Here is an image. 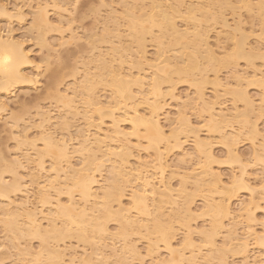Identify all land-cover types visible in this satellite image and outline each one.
<instances>
[{
    "label": "bare ground",
    "instance_id": "6f19581e",
    "mask_svg": "<svg viewBox=\"0 0 264 264\" xmlns=\"http://www.w3.org/2000/svg\"><path fill=\"white\" fill-rule=\"evenodd\" d=\"M56 1L53 0L52 2L55 6H59L56 5ZM99 1L102 3L103 0ZM131 1V3L129 0L122 1L123 5H120V7H122L121 12H118V10L116 11L115 7L113 8L112 5L111 7H107L109 9L105 11V17L103 16L104 23L106 21L107 25L104 26L102 22L101 35L99 36L98 34V36H95L96 33L93 34V32L92 34L89 33L90 36H87V38L89 37L88 47L90 48L89 53L91 51V55L86 62L82 63L81 79L73 82L72 86L64 89L62 93H54V99L58 102V105H56V108L53 110L55 116H51V114H53L50 113L51 111L38 113V128L41 129L39 131L41 134L39 140L42 142V148L39 147L38 149L35 145V141H33L28 143L29 149H24L23 154V150L21 151L17 146L21 152L20 157L22 156L21 158L23 159L14 157L13 160L6 163L3 158V166L2 163L0 165V196L3 197L6 202L3 204V207L0 206V224L5 231L13 235V239L10 238L11 241H9V243L16 248L17 256L13 258L14 261L17 259L18 264H36L37 262H39L38 264H42L41 261L43 260L41 259H44V257L45 261H51V259H53L52 262L54 264H104L109 258L103 254L102 249L106 251V249H108L107 247H109L110 250H108V252L110 253L111 251L112 256L121 259H118L119 263H115L122 264L124 259L126 261L127 255L130 253L136 255L137 253L134 245H132L129 240L130 235L134 233L140 234L142 238L148 241L149 246L147 247V251L150 253L149 255H151V253H157L156 251H158L159 243L163 245L168 258L164 260L163 257L162 259L158 258V260L154 259L156 261L154 262L155 264H196L201 255L203 264H210L211 261L214 263L213 258L218 259L217 264H225L223 257L226 255V252L231 249L233 244L239 246L238 250L240 252H247L251 241L253 242L252 244L256 246H264V233L257 234L253 227L247 225L240 235L237 233L236 224L238 223L234 220L236 223L232 221L231 224L229 223L230 225L228 224V235H226L227 237L224 236L226 238H223L224 244L222 243V246L225 245L227 247L226 249L223 248V251L225 249V255L221 250L222 247L218 248V246L217 250L220 249V252L217 250H209L206 256L200 253L201 246L203 248L205 245L198 246L200 244L199 240L197 245L194 243L195 241L193 242L195 229L193 230L191 227H188L187 221L189 220L185 221L182 219L187 217H182V215H187V212V214L182 213L185 210L189 211V203L190 199H192L189 192L185 191L186 188H184L189 174L193 177L192 180L194 181L191 185L195 188L193 189L196 193V190L205 188L207 193L210 192L211 196L216 192H218V194L220 192V195L222 194L221 199L218 197L217 201L216 199L215 201L214 199L212 200L214 196H212V198H210V196L207 198L203 195L206 202L204 203L205 209L207 210L206 213H208L204 214L208 217L210 216L211 228H209V230H200V232L198 230V234L201 235L199 236L201 240L203 239V243L210 247L209 249H214V237L216 236L215 234H217L216 231L222 227L221 221L223 218L229 217L232 220L235 219L234 217L237 218L240 215L242 216V214L247 216L251 214V208L248 205L244 207L242 205L240 209L242 210L241 213L235 216L229 203V200L234 195V190L225 187L222 183L221 173L215 172L212 170L213 168H209L211 166L210 163L213 161L211 141L209 142L206 139L202 140L198 135L199 131L195 126H192L190 119L186 117L185 110H182V106L183 108L186 106L187 100H183L184 102L180 100V107L177 108L176 113H174L176 117L173 116L175 118L168 117L169 113L168 115L166 113L165 117L162 113L163 105L161 104V101H164L163 97L165 95L162 89L163 85L171 86V91L169 90L170 86L169 88L166 87L172 98L174 94L172 95L171 92H174L173 88L176 86L173 85H175V82L177 84L178 82L191 81L192 86L196 88L194 91L196 100L192 103L195 101L199 102L201 111L205 112L207 115L205 117V122H203L207 126V133L210 131L208 136L211 133L220 135L221 143L223 145L225 144V147L229 151L230 160L239 164L241 163L240 172L235 176V179L233 178L232 184H237L239 188L248 189L251 194L255 192V188L251 187L248 183L249 178L246 176L244 171L245 168L242 165L240 157L234 152L233 145L237 135L244 128L247 130L249 129L248 132L250 135L255 136L260 133V136L263 135V138H261L264 139V128L260 131L255 123L256 121L254 122V119L250 121V114L253 113L256 108L264 113V71L262 70V72L261 69L253 68L252 75H250L251 72H249L251 76L250 79L254 81L253 83L255 85L258 83L259 88L261 87L260 91H262V93L259 92L261 95L259 94L260 96L257 98V100L259 99L257 107L254 104L255 99L251 94L249 95V93L246 92V88L239 87L242 85V82H245V84L248 82L247 85L249 83L250 85L252 84L246 70H243L245 71L243 72L241 71L242 68L240 70L239 68L232 69L233 71L230 73L231 76L230 78L228 77L231 81L226 79V77L224 78L225 80L222 79V81L217 73L219 72L218 64L228 63L229 66V63L233 62L234 58H241L246 64H249V67L252 66V62L255 59H261L263 62L264 52H258V47L254 49V47L249 48L247 46L246 37L248 36L242 33L241 16L238 12L240 9H243V11L245 10L248 14L252 15V13H254V17L256 16V20L260 26L258 41L264 43V0H189V2L186 1V5H184V0ZM144 2L148 3L145 9L143 7L147 5V3L144 5ZM48 5V2L41 6L38 5L39 7L37 6V10L32 15L31 26L28 25L30 33L32 30L34 34L35 31L36 35H34L37 43L44 47L47 44L44 40V35L46 36L47 31L52 25L47 12ZM100 7L101 6H99L98 9ZM103 8H105V6ZM226 9H229L231 14L236 16H233L236 19H233L232 25L224 15V10ZM21 10L20 7V11ZM4 11L11 13L9 12L11 10L8 11L0 0V12ZM16 11L17 17L19 19L22 18L23 15H21L19 7ZM12 16L13 15H0V18L5 17L10 19ZM120 17L123 19V22L121 19L116 21ZM177 20L183 21V28H180L181 26L177 24ZM119 21H121V24L123 23L122 26L125 27V30H123L125 32H123L124 34H122V30L119 28L121 26ZM216 23L224 29V37L231 40L234 47V51L232 50L230 55L228 53H226L227 55L225 54L227 59H224V55V57L217 56L219 55V50L215 48L214 50L208 42L209 31H211L210 26ZM109 24H111L110 29ZM10 29L11 28L7 31L6 37L4 34L1 35L2 31L0 29V91L5 94L10 93L13 86H17L20 83H32L31 80L38 79L37 76L39 74L37 68L34 69L35 71L31 70L32 72L23 70V66L26 67L32 60L29 61L30 56L28 52L23 49L22 43L17 40L14 41L10 33L8 34V32L12 31V29ZM220 30L222 29L220 28ZM75 36L76 35H74V37ZM215 36L218 38L220 37L218 31ZM79 37L80 36H78V38ZM146 37H149L156 46L155 56H152L153 58L151 57V60L146 56ZM73 38H71V40ZM124 38H126V40H124ZM63 41L65 43L59 42L60 45L63 43L66 44L67 40ZM77 41L78 39H76V43ZM100 43H103L101 45L105 44L103 49L99 46ZM104 47L106 48L104 49ZM221 53L223 52L220 51V54ZM144 64L146 66L149 65V75H146L147 73H142L145 72ZM226 64L225 67H228ZM124 65L127 66L126 69ZM221 66L224 67L223 65ZM133 69H136V71L134 70L133 72ZM207 72L210 74L212 72L211 76L213 77L211 78V76H208L209 73L207 74ZM76 74H78L77 71ZM252 76L256 78L254 79ZM209 77L210 79H208ZM35 82H37V80H35ZM207 82L210 83L209 85L212 84L211 86L213 87L211 93L213 98L211 100H207V97H204V90L202 91L201 87ZM193 83L196 85H193ZM99 84L100 86L104 84V86L107 85V87H109V92L111 91V98H108L109 100L105 101V98L102 97H100L102 98L100 99L98 94H96ZM219 90H221L219 92L220 94L222 92L221 95L218 93ZM223 95L232 98L234 102H241L243 108L238 109L236 106L237 102L234 103L233 101H231V107L228 109L222 106V103H218L217 100L221 98V102H223ZM226 96L224 97L225 100L227 98ZM174 98L178 100V97L175 96ZM191 98H193V96ZM188 100H190V98ZM140 105L146 107L145 113L139 111ZM215 105H218V110L214 109ZM0 106L4 107V100L0 101ZM185 109H187V107ZM79 115L81 116L83 124L77 127L76 130L74 129V136H72L73 133L70 136L69 129L72 124L69 123V119L71 122V119ZM161 115L168 121V128H166V126L164 128L165 124H161ZM106 118L109 122V127L106 126L107 128L105 130L102 126L105 125L103 119ZM200 119L203 120V118ZM11 121H14L13 118ZM55 123L57 127L59 126V132L58 130L52 129V131L51 128L49 129V126ZM124 123L130 125L129 128L131 131H129V128L128 132L124 129ZM234 123L237 124L238 128H235V125L233 126ZM166 129L168 132H166ZM24 130H22L23 133H21V140L19 138L20 136H18L19 141L16 140V143L19 142L20 144H18L20 146L21 143L23 144L27 139L25 136L26 131ZM66 133L68 135H66ZM188 133H190L189 136L191 135L190 142L192 144V151L190 153L184 151L182 155L183 157L192 158L191 154H194V158L197 159V161H195L196 165L195 162L193 163L194 167L191 165L192 163L190 166H186L189 172L184 173L182 176L179 175V177L181 176L180 180L182 178V180L179 181L180 187L185 189L184 193L187 192L186 196H184L185 194L182 195L183 192L180 189L179 191L176 189L177 192L175 191L176 194H174V188H171L169 185L170 183H165L164 181L166 179L163 181V177L166 175L164 173L165 170L163 172L161 168L162 166L165 167V164L162 162L164 154H168L173 150L180 151L184 142L181 141V136H188ZM130 137L135 139V143H132V138L130 139ZM133 144L135 145L132 146V149L137 145L138 151L140 147V149L144 147V152L147 149L153 151L150 153L154 156L151 160V165L147 160L137 161V165H133V167L128 165V158L131 156L130 148ZM256 149L252 151V153L254 152L253 158H256L255 160L258 161L260 160V162L263 160L264 163V149L260 153H258ZM148 150L146 152H148ZM74 156L79 158V163L76 161L77 164H79L77 168L75 165L76 162L74 164L71 163V159ZM44 157L48 159V161H46L48 162L47 167L43 160ZM191 158L189 160H191ZM202 158H204V160ZM184 160L185 159L182 161ZM23 162L26 165L32 164L35 169L44 170V172L46 170V173H52L47 175V177L45 175V179H43L41 183H35L37 184V195L39 203L41 204L40 206L43 207V211L45 204L51 205L48 214L47 212L45 213V211L43 212L42 208L39 209L36 206L37 203L33 208L29 205L27 190H23L24 185H22V183L24 181L18 173V169L24 167ZM105 164L108 165V171L106 170L107 175L102 173ZM208 164L210 165L209 167ZM153 169H156L157 172ZM7 172H10L9 174L12 175V181L10 180L11 182L8 183L6 180L4 181V177H2ZM192 177H190V179ZM206 180L207 182H205ZM33 181L35 180L33 179L32 182ZM259 184L264 190V179L262 180L261 178ZM126 190L129 192V200L127 206H124V204L122 205L121 203V198L125 196ZM23 191L26 192L27 197L25 196L22 199L20 196L21 199L18 201L12 199L13 197L11 198V195L14 196V194L22 193ZM199 192L200 191H198V193ZM202 192L204 191L202 190ZM61 193H63V195L65 193L66 203L63 202L61 198L59 199ZM207 193L206 195L208 196ZM52 195H55V197H52ZM181 197L182 201L179 199ZM52 198L54 199L52 200ZM253 200L254 198L251 196L249 203H252ZM114 203L116 207H114ZM162 203L164 205L169 204L167 206H171L172 210V213L169 211L171 215L168 216L167 213L168 218L166 222H164L165 224L162 220L167 216L164 214L165 210H162L164 206ZM238 210L236 212H238ZM163 215L164 217L161 218ZM179 216L182 217H180L183 222L182 224L181 221H172L177 220L175 217L178 218ZM42 220L45 224L42 223ZM109 221L117 223L114 233L108 231L107 223ZM174 222H177V224L179 223L182 227L186 222V233H184L182 238V241L183 239L185 241H183V248L181 247L182 244L180 246L181 248H175L172 242L173 237H175V232H173L175 231L173 229ZM222 228L225 229L224 226ZM32 238L38 241V248H35V251H33L34 248H31L32 245L30 244ZM21 239H29L30 242L26 241L29 243L25 245L22 241L21 243L23 246L19 247L15 244V240L18 242L17 240ZM65 239H69V241L75 239L77 243L91 246L89 248L93 249L91 253L94 256L90 255L91 253H89V256L85 253L86 250L84 252L83 249L81 254H79L76 249L71 247L73 244L71 246L69 244L67 247L63 245V249H61L62 247L58 248L59 246L57 244L61 242V244L64 242L66 245ZM66 241L68 244V240ZM118 243L120 245H117ZM228 248L230 249L228 250ZM133 249L136 250V252H134ZM212 251L219 252V255L216 253L218 256L214 253L217 258L212 254ZM133 254L132 256H134ZM7 257L9 256H6V258ZM46 258L48 259L46 260ZM117 259L116 261H118ZM252 259L250 260L252 261ZM0 260L2 261V259ZM93 260H96V263ZM202 262L200 261L201 264ZM143 263L145 264V262ZM125 264H127V262ZM243 264L249 263L245 261Z\"/></svg>",
    "mask_w": 264,
    "mask_h": 264
},
{
    "label": "rangeland",
    "instance_id": "374dc122",
    "mask_svg": "<svg viewBox=\"0 0 264 264\" xmlns=\"http://www.w3.org/2000/svg\"><path fill=\"white\" fill-rule=\"evenodd\" d=\"M52 1L53 0H47V1L46 0H1V3L6 6L8 11L11 10V11H9L11 13L14 11V9L17 10L18 7H19V11H20V7H21L22 10L20 11V13H21V15H23L22 18H20V19L17 17L16 14H15V16H12V18H10V19L5 18V17L4 18L1 17L0 18V29L2 31L1 35L4 34V36L5 35L7 36V31H9V28H11L12 31L8 32V34L10 33L12 38H14L13 39L14 41L17 40L18 42L22 43L23 49L25 51H27L28 55L30 56L29 61L32 60V62H30V64H27L26 67L23 66L24 67L23 70L26 72H28V71L32 72V71H35L34 69L37 68V70L39 72V74L37 76L38 79L31 80L32 83L31 82H29V83L25 82V84L20 83L17 86H13V88L11 89V92L13 91L12 93L10 92V93L5 94V93L0 91V101L4 100V107L0 106V155H1L0 156L1 157L0 165L2 163V166H3V158H4V161L6 163H9V161L13 160L14 157L21 158L22 156L20 157L21 152L19 149H21V151L23 150L22 151V154H23L24 149L25 150L29 149L28 143L35 141V145L37 146V148L38 149H39V147L42 148V146H41L42 142L39 140V138L41 136L39 131L41 129L38 128V121H39L40 112H50L51 111L50 113H53V114H51V116H55L53 110L56 108L55 106L58 105V102H56V100L54 99L55 98L54 95L58 92L62 93V91L64 89H66L69 86H72L73 82L77 81L78 79L79 80L81 79L82 63L86 62L89 59V56L91 55V51L89 53L90 48L88 47L89 46L88 45L89 37L87 38V36H90L89 33L92 34L93 32H94L93 34L96 33L95 36H98V34H99V36L101 35V33H102L101 28L103 26L102 22L104 23V17L106 15L105 11H107L109 9L107 7H111V5H112L113 8L115 7L116 11L118 10V12H121L122 7H120V5L121 6L123 5V3H122L123 0H103L102 3H100L99 0H78V1H76V0H57V1L54 0V1H56V5H59V6H55ZM129 1H130V3L132 2L131 0H129ZM163 1H166V0H163ZM184 1H185L184 5H186V1L189 2V0H184ZM195 1H197V0H195ZM47 2L49 5L47 6L48 8L47 7L46 8H47V12H48V17L51 20L50 22L52 25L50 28L51 30L49 29L46 33V36L44 35V38H45L44 40L47 43L44 47L43 45H39L37 43V40L35 39V35H36L35 31L33 30L35 35L33 34L32 30L30 33V29H28V27H29L28 25L31 26V20L33 17L32 15L37 10V6L38 5L41 6L42 4H47ZM52 3H53V6H52ZM146 3L147 2H144V5ZM99 6H101L99 8L100 10L98 9ZM104 6H105V8H103ZM146 6H148V3L144 7L142 5V7L144 9L147 8ZM183 6H182V8H183ZM228 10L229 9L224 10V15L226 16L229 23H231V25H232L233 21L236 19L234 17H236V16L231 14V11L229 10L230 11L229 12ZM98 11H99V13H98ZM240 11L238 12V14L240 13L239 15L241 16V30L245 36H248V37H246L247 38L246 44L248 43L247 46L249 48L254 47V49H255V47L257 49V47H258V49H259L258 52H261V53L264 52V43L258 41V36L260 34V26H259L258 21L256 20V16L254 17V13H252V15L248 14V12H246L245 10L243 11V9L242 10L240 9ZM22 12H23V14H22ZM16 13H17V11H16ZM100 13H101V15H100ZM97 14H99L100 17ZM119 19H121V17L118 18L116 21H118ZM121 20L123 22V19H121ZM29 22H30V24H29ZM119 22L121 24V21H119ZM182 22L180 20H177V24H179L181 26L180 27L178 25L180 28L184 27V24ZM108 23H111V22H108ZM9 25H10V27H9ZM105 25H107L106 21L104 23V26ZM122 25H123V23L121 24V26L119 28H121L120 30H122V34H124L125 32L123 30H125V27H123ZM110 26H111V24H109V29L111 28ZM219 26L220 25H218L217 23L213 24V25L211 24V26H210L211 31H209L210 33H209V39H208L209 45L211 44L213 49L215 48V49L219 50V55H217V56H223V55L225 56L226 53H228L230 55L232 53V50L234 51L233 44H232L231 40H228L224 37V34H225L223 31L224 29L221 26L220 27ZM220 28L222 30H220ZM217 31L220 35L219 38L217 37L218 35L215 36L217 34ZM74 35H76V36L74 37ZM78 36H80V37L78 38ZM71 38H73V39L71 40ZM76 39H78L77 43H76ZM63 40H67L66 44H64L65 42ZM124 40H126V38H124ZM146 40H147L145 43L146 56H147V58H149L151 60V57L155 56V51H156L155 47L156 46L154 45V42H152L150 40L149 37H146ZM59 42H64V43L62 45H60ZM101 44H103V43H100L99 46H101L103 49V46H105V44L104 45H101ZM105 48L106 47H104V49ZM220 51L223 53L220 54ZM217 53H218V51H217ZM223 57H219V58H223ZM224 59H227V57L225 56ZM252 63H253L252 66L249 67V64H246L244 60H241V58H239V59L234 58V61L230 62L229 66H228V63L227 64L226 63H222V64L220 63L224 67H222L221 65L218 64L219 72L217 73V75L221 77V80L226 77V79L231 81V79H229L231 76L230 73L235 68L236 69L239 68V70L242 68L241 71L246 70L247 75H249V72H251L250 75H252V69L253 68L261 69V71L262 70L264 71V60L262 62L261 59H255V60H253ZM225 64L228 67H225ZM126 65H124L125 67L123 66L125 69L127 68ZM143 66L145 67V69L143 68L145 72H142V73H145V74L147 73L146 75H149V72H150V68L148 67L149 65L146 66L144 64ZM216 68H218V67H216ZM79 70H80V72H79ZM134 70L136 71V69H133L132 71L134 72ZM76 71L78 74H76ZM209 72H207V74ZM216 72H217V70H216ZM243 72H245V71H243ZM211 75H212V72H211V74L210 73L208 74V76H211ZM250 75H249V79L251 78ZM212 77L213 76H211V78ZM253 78L255 79L256 77H253ZM208 79H210V77ZM35 80H37V82H35ZM250 80L252 81L251 85H250V83L247 85L248 82L246 84H245V82H242V85H240L239 87L244 88V89L246 88L245 89L246 92H248L249 95L251 94V96L255 99L254 104L257 107V104H259L258 103L259 99L257 100V98H259V96L262 93V91H260L261 87L259 88L258 83H257V85H255L253 83L254 81L252 79H250ZM181 81H183V80H181ZM256 81H257V79H256ZM187 82H182V83L178 82L177 84L175 82V85H173L176 87L173 88L174 92H171V93H172V95L174 94L173 95L174 97L175 96L178 97V100H176L174 97L171 98V96H170L171 94L167 89V87L169 88L170 85H163L162 86V89L164 91L163 93L165 94L163 97L164 101L162 100L163 98L161 99L162 100L161 104L163 105L162 113H163V115H165L166 113L168 115V113H169L168 117L172 118L173 116L176 115L174 113H176L177 108L180 107L181 101L184 102L183 100H185V101L187 100L186 106L184 108L182 106V110H185L184 112L186 114V117L188 119H190L192 126L193 127L195 126V128L199 131L198 135L200 136V138L202 140L206 139L209 142L211 141V153L213 156V158H212L213 161L210 163L211 166L208 164V167L210 166L209 167L210 169L213 168L212 170H214L215 172L221 173L220 176L222 178V183L225 185V187L232 188L234 190V195L229 200V203H230V207L233 209V212L235 213V216L237 214L241 213L242 210H240V209H241L242 205H243V207L248 205L251 208V214H249L247 216L245 214H242V216L240 215L237 218L234 217L235 219H232V220L229 217L223 218L221 221V224H222V227L224 226L225 229L220 227V229H222V230L219 229L220 231L219 230L216 231L217 234H215L216 236L214 237V244L216 247L214 246L213 247L214 249H209L210 247L206 246V244L203 243V241H202L203 239L201 240V238H200L201 235L198 234V230L200 232V230H209V228H211L210 227L211 223H210V219H209L210 216L208 217L206 215L208 213H206L207 210L205 209V205H204V203H206L204 200V197L206 196L207 198H209V196H210V198H212V196H214V198H212V200L214 199V201H215V199H216V201H217L218 197H220L219 199H221L222 194L220 195V192H219V194H218V192H216L215 194H212V196H211L210 192L207 193V190L205 188L202 189L204 192H202V190L199 189V190H196L197 191V193H196L194 191L195 188L191 185V184H193L192 182L194 180H192L193 177L190 176V174L188 176L189 179L187 178V180H186L187 182L184 185V188H186V190L182 189L180 187L179 181L182 180V178L180 180V177L184 173L189 172V171H187L188 169H186V166L187 165L190 166V164L192 163L191 165H193V167H194L193 163L195 161H197V159L194 158L195 157L194 154H191L193 159L191 157H183V155H182L184 151L188 152V153H190L192 151L191 150L192 144L190 142L191 141V135L189 136L190 133L187 134L188 136H185V135L181 136V141H184V142L182 145V149L180 151L179 150H173V151L169 152L168 154H164V158H163L162 162H163V164H165V167L162 166L161 169L163 170V172L165 170L164 173L166 176H164V173H163V176H164L163 181L166 179L164 182L170 183L169 185L171 186V188L172 187L174 188V192H173L174 194H176L175 193L176 189L178 191L180 189L183 192L182 195L185 194L184 196H186L187 192H189V194L192 197V199H190V203H189L190 208L188 207L189 211L183 210L184 212L182 213V214L188 213L187 215H184V216L182 215V217L187 216L186 217L187 219L179 216L178 217L179 220H178V218L175 217V219H177V220H172V221H178L179 222V221H181L180 217L182 219H184L185 221L189 220V221H187L188 222L187 225H189L188 227L189 228L191 227V229H193V230L195 229V232H196L195 233L193 231L194 232L193 242L195 241L194 243H196V245H197L198 240H199L200 244L198 246H201L203 244L205 245V246H203L204 249L201 246V250H200V253L203 254V256L204 255L206 256V254L209 252V250H214V251L217 250V246H218V248L222 247L221 250L224 254V251L227 247L225 245L222 246V243L224 244L223 238L227 237L226 236V235H228L227 230L229 228L228 224L229 223L231 224L232 221H234V220L237 221V223H238V224H236L237 230H238L237 233L240 235L243 232V230L247 227V225H250L251 227H253L255 232H257V234L264 233V190L262 189L263 187H261L259 184V180H261V178H262V180L264 179L263 178L264 177V172H263L264 171V163H263V160H262V162H260V160L259 161L255 160L256 158L255 159L253 158L254 152L252 153V151L255 150L256 148H257L256 150L258 153H260L264 149L263 148V146H264L263 140L264 139H262L263 135L260 136V133H258L259 135H255V136L250 135L248 132L249 129L247 130L246 128H244L237 135L235 143L233 145L234 152L240 157L242 165L245 168L244 171L246 173V176L249 178V181H248L249 185L251 187L255 188V192L253 194H251L248 189L239 188L237 186V184H232V180H234L235 176H237L240 172L241 163L239 164L237 162H233L230 160L229 151L225 147V144L223 145L221 143L220 135H218L217 133H213V134L211 133L208 136V133L210 131H208V133H207V126L204 123L205 117L207 115L205 112L201 111L199 102L195 101L194 103H192L194 100H196L195 92H194L196 90V88L194 86H192L191 81H187ZM104 84L103 85L101 84L102 86H100V84H99V86L97 88L98 91L96 89V91H97L96 94H98L99 98L100 97L105 98V101H106V100H109L111 98V96H110L111 91L109 92V89H108L109 87H107V85L104 86ZM209 84L210 83L207 82L206 84L201 86L202 91L204 90V95H205L204 97H207V100H209V99L211 100L213 98L212 97L213 95L211 96L213 87L211 86L212 84L211 85H209ZM231 84L234 85L233 83H231ZM193 85H196V84L193 83ZM169 90L171 91V86H170ZM220 91L221 90H219L218 93ZM259 92H261V93H259ZM167 93H169V94H167ZM221 94H222V92H221ZM221 94L219 93V95H221ZM192 96H193V98H191ZM223 96L225 97L226 95H223ZM228 96H229V94H228ZM224 97L222 99L223 102H221V98H219V97H218L219 99L217 100V102L222 103L221 105L228 109L229 107H231V101L234 102V100L232 98H229L230 96L229 97L226 96L227 97L226 100ZM231 97H232V95H231ZM102 98H100V99H102ZM186 98H188V99L190 98V100H188ZM235 102H237V101H235ZM193 105H194V107H193ZM196 106H199V107H196ZM236 106L238 107V109L243 108L241 102H237ZM186 107H187V109H185ZM198 108H199V110H198ZM214 109L218 110V105H215ZM216 110H213V111H216ZM139 111L140 112L142 111L141 113H145L146 107L143 105H140ZM161 117H162L161 118V120H162L161 124H163V125L165 124L164 128H165V126H166V128H168L167 127L169 125L167 123L168 121H166L162 115H161ZM165 117H166V115H165ZM175 117H173V118H175ZM12 118L14 121H11ZM95 118H96V116H95ZM200 118H203V120ZM252 119H254L253 120L254 122L256 121L255 123L257 124L258 129H260V131H262V129L264 128V113L260 112L258 110V108H256L253 111V113L250 114V121H252ZM103 120H104L105 125L102 127H104L103 129L106 130V128L109 127V122H108L107 118L103 119ZM105 120H106V123H105ZM69 123L72 124V125L70 124L72 127L70 126V129H69L70 136L72 133H73L72 136H74L75 135L74 133H75V130L77 129V127H80L83 124L80 115L77 116L76 118L71 119V122L69 119ZM13 125L14 126L17 125V126L14 127ZM234 125H235V128H238L237 124L234 123L233 126ZM51 126H53V127H51ZM123 127L128 132V128L130 127V125H128L127 123H124ZM24 128H25V130H24ZM50 128H51V130L52 129L56 130V131L58 130V132H59V126L57 127L56 123L51 124L49 126V129ZM19 130H20V132H19ZM22 130L26 131L25 136L27 137L28 140L26 139L25 142L23 144L21 143V146H20L19 145L20 143L19 142L16 143V140H18L19 138L21 140V137H22L21 133H23ZM129 131H131L130 128H129ZM166 132H168V130ZM262 134H263V132H262ZM66 135H68V134L66 133ZM206 135H207V137H206ZM18 136H20V137L18 138ZM16 137H17V139H16ZM131 138H132V143H135L134 142L135 139L133 137H130V139ZM186 139H187V142H186ZM134 145L135 144L131 145V148H130L131 149V151H130L131 156L128 158V165H131L132 167H133V165L136 166L137 161L139 162L140 160L141 161L147 160L148 162H150V165H151L152 164L151 160L153 159L154 156H152L153 154H150V153H152L153 151L150 149L149 150L147 149L148 152H146L147 150L144 152V149H143L144 147L142 149H140L141 148L140 147L139 151H138L137 145H136L137 147L135 146L134 149H132V146H134ZM17 146L19 149L17 148ZM253 148H255V149H253ZM27 152H29V151H27ZM138 154H139V156H138ZM44 158H43V160L45 161V164L47 167L48 162H46V161H48V159L47 158L44 159ZM190 158H191V160H189ZM21 159H23V158H21ZM78 159L79 158L77 156H74L71 159V161H72L71 163L74 164L76 161L78 162L79 161ZM183 159H185V160L182 161ZM202 159L204 160V158H202ZM77 162L75 163L76 168L79 166V164H77ZM45 164H44V166H45ZM23 165H24V167L18 169V173L22 177V180L24 181V182L22 181L23 182L22 185H24L23 190L24 189L27 190L26 192H27V196L29 199V201H28L29 205H30V207L32 206V208H33L37 203L36 206L39 209L42 208V211H43V207L40 206L41 204L39 203V198L37 195V186H36L37 184H35V183L36 182L41 183L43 181V179H45V175L47 177V175H50L52 173L47 172L48 173L47 174L46 170L44 172V170L41 171V170L35 169V168H33L32 164L26 165L23 162ZM108 165H109V163H108ZM108 165L105 164V166L103 168L102 173L104 175L108 171ZM195 165H196V162H195ZM197 166H199V165H197ZM22 169H24V170H22ZM104 170H105V172H104ZM153 170L156 171V169H153ZM170 172H171V174H170ZM7 173H5L4 176H2V177H4V181L6 180V182L8 183V182L12 181V177H11L12 175L9 174L10 172H7ZM174 173H175V175H174ZM180 173H182V174H180ZM172 174H173V176H172ZM179 175H181V176L179 177ZM190 177H192V178L190 179ZM32 178L35 181L32 182V180H33ZM205 182H207V180ZM32 183L35 185H33ZM172 184H173V186H172ZM24 187H26V188H24ZM184 190L187 192L184 193ZM198 191H200L199 192L200 194L198 193ZM26 192L23 191L22 193L21 192L16 193V194H14V196L11 195V198L13 197L12 199L18 201L21 199V197L23 199V197L26 196ZM128 193H129L128 191L125 192V194H124L125 196L123 198H121V203H122V205L124 204V206H127V204H128L127 203L129 200ZM206 193L208 194V196L206 195ZM212 193H214V192H212ZM21 194H23V195H21ZM189 194H188V196H189ZM203 195H204V197H203ZM184 196H183V198H184ZM251 196H252V198H254V200L252 203L251 202L249 203V199ZM52 197H55V195H52ZM60 198L63 202L66 203L65 193H64V195H63V193H61V197L59 196V199ZM53 199L54 198H52V200ZM179 199H181V201H182V197ZM5 202H6V200L0 196V203H1L0 206L1 207H3V204ZM179 204H180V201H179ZM167 205H169V204H167ZM167 205H164L162 210L164 209L165 210L164 214L167 216V213H168V216H169V215H171L169 213V211L171 212L172 210H171V206H167ZM114 207H116V204ZM50 208H51V205L45 204V206H44L45 213L47 212V214H48L50 211ZM47 209H49V210H47ZM237 210H238V212H236ZM204 213H206V214H204ZM168 216L166 218H163L164 215L161 217V218H163V220H162L163 223L166 222ZM0 218H1V216H0ZM164 219H165V221H164ZM172 221H171V223H172ZM236 221H234V222L236 223ZM42 223L45 224V222L43 220H42ZM174 223H173V226H174L173 229L175 231H173V232H175V235H174L175 237H173L172 242H173L175 248H181V247L183 248L185 241L183 239V241H184L183 242L182 238L184 236V233H186V231H185L186 230V228H185L186 222H185L183 227H182V225H179V223L177 224V222L175 224ZM182 223L183 222L181 221V224ZM116 226H117V223H115L114 221H109L107 223V228L109 229L108 231H110V232L114 233ZM224 236H226V237H224ZM12 237H13V235L11 233L9 234L7 231H5L0 224V259H2V261L0 260V262H1L0 264H13L14 258H16L15 256H17L16 255V248L13 247L12 245H10V243H9V241H11V239H13ZM66 240H68V244H67ZM129 240H130L131 244L134 245V248L137 250V253H136V255L132 253L134 256H132L131 253H130L131 255L130 254L127 255L126 261L124 259V262H123L124 264L126 262H127V264H144L143 262H147V264H149V263L155 264L154 262H156V261L154 259L158 260V258L162 259V257H163V260H164L165 258L166 259L168 258L166 250L163 248V245L161 243L158 244L159 248H158V251H156L157 253H153L155 255H153L152 253H151V255H149L150 253L147 251L148 250L147 247L149 246L148 245L149 243L144 238H142L140 236V234L139 235L135 234V233L131 234L129 237ZM224 240H226V239H224ZM17 241L18 242H16V240H15V244L19 247L23 246V244L26 245L27 243H29L31 241L30 244L32 245L31 248H34L33 251H35V248H38L37 239L32 238V240H30V241H29V239L28 240L27 239H23V240L21 239V240H17ZM22 241H23V244L21 243ZM26 241H29V242H26ZM64 241H65L66 245L64 244V242H63V244H61L62 243L61 242V243L57 244L59 246V247L58 246L57 247L61 248L63 245L67 247V245L70 244V246H71L73 244L71 247L73 249H76L79 254H81L82 249L84 252L86 250L85 253H87L88 255H89V253H91L93 251V249L89 248L91 246H89V245L86 246V244L77 243L75 241V239L71 240V241H69V239H65ZM12 242H14V241H12ZM71 242H73V243H71ZM252 243L253 242L251 241L247 252H240L238 250L239 246H237V244H233L232 246L230 245L231 249L228 248V250L229 249L230 250L229 251L226 250L227 251L226 255L224 254L226 256V258H225V256L223 257L224 263L225 264H243L246 261L249 264H255V263L256 264H264V262H263L264 261V246L263 247L262 246H256L255 244H252ZM52 244H54V243H52ZM181 244H182V246H181ZM117 245H120V244L118 243ZM107 248H108V249H106L107 252L105 251V249H102L103 254L107 258H109L108 260H106L107 263L104 262V264H113V263L117 264V263H119V260H121V259H119V257H118V259H119L118 260L115 256H112L111 251H110V253L108 252V250H110L109 247H107ZM223 248H225L224 251H223ZM61 249H63V247ZM136 250H134V252H136ZM219 250L220 249H218L217 251H219ZM214 251H212L213 252L212 254L217 253ZM10 254L12 257L10 256ZM215 254H214V256H215V258H217L216 257L217 254L216 255ZM90 255L94 256L92 253ZM258 255H259V257H258ZM6 256H9L10 259H9V257L6 258ZM81 256H84V255H81ZM128 256H129V258H128ZM201 257H202V255L200 256V258H198L199 263H200V261L201 262L203 261V260H201ZM131 258H133V259H131ZM47 259L48 258H46V260ZM116 259L118 261H116ZM199 259H200V261H199ZM250 259H252V261ZM15 260L16 261H14V264L15 263L18 264L17 259H15ZM41 260H43V261H41ZM41 260L40 261L42 264H54L52 262L53 259H51V261H48V260L45 261V257H44V259L42 258ZM140 261H141V263H140ZM94 262L96 263V260ZM115 262H117V263H115ZM198 262L196 264H199ZM213 262L214 263H212V261H211L210 264H217L218 259L213 258ZM38 263L39 262H37L36 264H38ZM202 264H203V262H202Z\"/></svg>",
    "mask_w": 264,
    "mask_h": 264
},
{
    "label": "snow or ice",
    "instance_id": "6c2138e0",
    "mask_svg": "<svg viewBox=\"0 0 264 264\" xmlns=\"http://www.w3.org/2000/svg\"><path fill=\"white\" fill-rule=\"evenodd\" d=\"M16 14V10L14 9V11L12 13H8L7 11L4 12H0V15H15ZM145 264H147V262H145Z\"/></svg>",
    "mask_w": 264,
    "mask_h": 264
}]
</instances>
